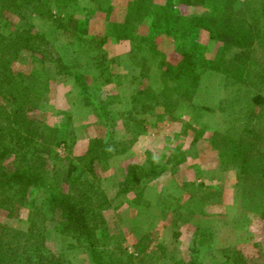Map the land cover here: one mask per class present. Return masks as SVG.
<instances>
[{"label":"rangeland","instance_id":"1","mask_svg":"<svg viewBox=\"0 0 264 264\" xmlns=\"http://www.w3.org/2000/svg\"><path fill=\"white\" fill-rule=\"evenodd\" d=\"M104 1L100 0L103 6ZM125 1L113 0L114 4L122 2V8L113 9L112 20L127 21ZM186 1L170 3L177 13L208 14V0ZM228 1L237 5L244 0ZM97 7L94 0H75L58 12L53 0H41L0 13V33L10 34L19 48L11 69L36 71L47 81L48 88L34 98L36 105L29 116L64 132L63 144L36 152L44 162L45 182L64 190L75 185L91 196V206L99 205L100 217L91 214L88 223L95 228L97 248L107 251L106 264H118V258L126 262L129 254L134 264H186L191 260V240L199 226L210 229L195 254L196 264H222L225 250L232 248L239 249L249 264H264V221L251 203L241 205L230 185L233 180L228 179L234 171L224 173L231 168L236 172L238 166L224 163L229 147L223 138L226 128L238 129L245 120L246 124L255 123L264 136L262 40L236 48L211 40L205 30L195 32L193 40L201 43L197 58L208 63L198 69L197 93L192 99H181L172 74L164 70L168 61L172 62L170 57L179 59L175 47L185 43L189 35L179 36L183 34L181 28L178 36L173 35L166 26L152 38L162 53L146 52L143 45L137 49L139 59H134V44L111 37L108 20L94 26L89 23L83 27L86 32L80 30L87 9ZM148 16L144 13L141 27L133 21L134 35L147 31ZM246 58L253 73L247 84L210 69L216 62ZM78 71L87 77L80 87L72 75ZM227 93L233 99L241 98L234 99L238 103L231 106ZM254 99L263 107L259 119L252 112L259 111ZM239 106L242 111H238ZM93 140L107 143L104 160L87 169L79 184H70V178L78 173L74 167L79 157L85 155ZM20 152L7 156L4 165L14 166ZM130 164H135L136 172L152 165L160 171L129 186ZM47 199L45 188H28L15 207L0 208V223L24 233L33 230V245L29 239L31 249L26 254L40 248L38 252L61 264H94L85 245L60 231V211ZM262 202L264 210V198Z\"/></svg>","mask_w":264,"mask_h":264},{"label":"trees","instance_id":"2","mask_svg":"<svg viewBox=\"0 0 264 264\" xmlns=\"http://www.w3.org/2000/svg\"><path fill=\"white\" fill-rule=\"evenodd\" d=\"M74 1L53 0V3L60 12V9H65ZM94 1L98 7L87 9L85 20L79 23L80 30L89 23L94 26L100 20H108L109 26H111L108 33L111 37L132 41L134 50L131 57L134 59H139L137 49L144 48L143 45L147 48L146 52L162 53L161 49H157L156 45H153L152 38L154 33L160 32L166 26L171 29L173 35L178 36L177 32L180 28L183 34L179 36L189 35L187 40H184L185 43L181 42L175 47L174 51L179 55V59L175 60L170 57L172 62L168 61L164 70L166 74H172L171 80L176 82L175 92L177 91V97L181 99L189 100L194 97L200 88L201 72L198 69L208 63L197 58L196 50L201 43L193 40L195 32L205 30L211 40H217L226 46H235L236 48H247L255 40H262L264 44V0H244L237 5L228 0H208L211 5L208 14L204 15L177 13L173 10L170 0H126L124 6L126 22L110 18L114 8H122L120 4L122 2L114 4L113 0H105L103 6L100 4V0ZM197 1L204 2V0ZM36 3H41V0H0V13H4L5 9L12 7L23 5L28 7ZM146 12L150 18L147 31L140 36L134 35L131 30L132 26H135L133 21H138L136 27H141ZM86 31L88 29H83V32ZM15 45L10 34L0 33V100H2L0 105V208L5 206L8 210L11 209V206L24 199L25 193L30 187L45 188L48 192V202L60 211V231L67 236L74 237L80 245H85L94 264H106L107 251L104 248L101 250L97 248V239L94 240L95 228L90 227L91 224L88 223V216L91 214H94L93 218L98 217L99 205L91 206V196L76 188L74 184L80 183V177L87 169L104 160L107 143L103 144L101 140H93L85 155L79 157V162L74 167V171H78V173L76 177L70 178V184L74 185L72 190H64L45 182L42 172L44 162L41 155L36 152L41 153L43 148L52 150L53 144H63L65 142L64 132L59 127L48 125L45 121L29 116V110L36 105L34 98H39L48 86L47 81L41 80V75L36 71L24 73L11 69V64L17 58L19 51ZM146 54L144 53L145 56ZM249 62L248 58L238 62L223 60L221 63L216 62L215 65H211L210 69L223 72L236 83L247 84L253 78L252 69L249 67L250 65L248 66ZM262 72L260 77H264V69ZM72 75L79 87L82 79L83 81L87 80L86 75L81 71L72 73ZM226 98L228 101L231 100L230 105L233 106L238 103L234 99L241 97L236 96L233 99L227 93ZM253 101L259 111L253 110L252 112L255 113L254 117L259 119L263 115L260 113L263 107L257 104L255 99ZM240 110L242 111V106H239L238 111ZM246 121H243L238 129L226 128L223 138L228 143L229 149L224 163L238 166L236 172L233 168L228 169L227 172L234 171V176L231 175L229 178L233 180L230 184L237 191L241 205L244 206L246 201L251 203L259 210V216L264 221V210H261L263 207L261 201L264 198V136L255 127V123L250 125L246 124ZM34 144L36 147L33 146ZM17 150L21 151V155L16 164L8 168L3 161ZM29 153L30 155L27 156ZM158 168V166L152 165L147 170L141 168V171L136 172L135 164H130L128 173L132 176L126 181V184L130 186L134 181L137 182L142 178L151 179L160 171ZM204 169L203 165L201 170L204 171ZM209 229L206 226H199L194 232L191 240V260L186 264H196L195 254L199 250V245L206 242ZM32 231L29 228V231L24 233L0 223V264H61V262L52 261L38 252L41 251L40 248H33L31 254L25 253L33 245L31 242ZM29 239L31 244L28 247ZM22 241H24V245H21ZM10 243H13L14 246H9ZM20 247L23 249L20 250ZM33 254L36 261L33 260ZM222 257H224L222 264H249L244 254L237 248L229 249L227 252L225 250ZM115 261L118 264H134L130 254L126 262L123 258H118Z\"/></svg>","mask_w":264,"mask_h":264},{"label":"crops","instance_id":"3","mask_svg":"<svg viewBox=\"0 0 264 264\" xmlns=\"http://www.w3.org/2000/svg\"><path fill=\"white\" fill-rule=\"evenodd\" d=\"M224 173H226V174H227V170H226V171H224ZM228 177L230 178V174H229V176H228ZM229 178H228V179H229ZM230 185H231V184H230ZM231 186H232V185H231Z\"/></svg>","mask_w":264,"mask_h":264}]
</instances>
